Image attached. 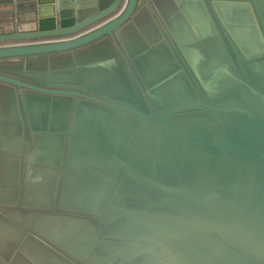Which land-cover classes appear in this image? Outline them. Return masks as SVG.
I'll return each mask as SVG.
<instances>
[{
  "label": "water",
  "instance_id": "1",
  "mask_svg": "<svg viewBox=\"0 0 264 264\" xmlns=\"http://www.w3.org/2000/svg\"><path fill=\"white\" fill-rule=\"evenodd\" d=\"M0 264H264V0H5Z\"/></svg>",
  "mask_w": 264,
  "mask_h": 264
},
{
  "label": "crops",
  "instance_id": "2",
  "mask_svg": "<svg viewBox=\"0 0 264 264\" xmlns=\"http://www.w3.org/2000/svg\"><path fill=\"white\" fill-rule=\"evenodd\" d=\"M4 1L5 0H0V23H3L5 22V19H6V15H5V12H3L5 10L4 8Z\"/></svg>",
  "mask_w": 264,
  "mask_h": 264
}]
</instances>
